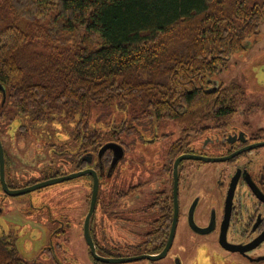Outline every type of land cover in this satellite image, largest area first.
I'll return each instance as SVG.
<instances>
[{
	"label": "trees",
	"instance_id": "trees-1",
	"mask_svg": "<svg viewBox=\"0 0 264 264\" xmlns=\"http://www.w3.org/2000/svg\"><path fill=\"white\" fill-rule=\"evenodd\" d=\"M263 20L264 0H0V84L19 113L59 118L65 131L99 133L89 117L109 102L129 116L219 124L243 92L210 78ZM145 238L137 254L158 253L167 235ZM0 264L28 263L0 237Z\"/></svg>",
	"mask_w": 264,
	"mask_h": 264
},
{
	"label": "flooded vegetation",
	"instance_id": "flooded-vegetation-1",
	"mask_svg": "<svg viewBox=\"0 0 264 264\" xmlns=\"http://www.w3.org/2000/svg\"><path fill=\"white\" fill-rule=\"evenodd\" d=\"M7 105L8 109L3 107L0 112V203L10 204L8 197L23 196L33 191L16 196L11 194L13 192L80 174L78 177L87 176L91 180L86 217L91 209L96 179L98 182L97 200L89 229L97 253L101 256L99 251H108L114 245L121 244L124 241L121 236H144L140 242L127 244L136 251L144 250L148 247L143 245L147 240L145 237L152 233L167 235L161 252L168 242L178 206L175 239L169 253L157 262H141L164 264L162 261L169 259L177 238L185 232H188L186 241L210 239L227 254H235L251 262L263 261L264 128L258 122L251 123L234 115L221 118L219 125L212 129L202 126V132L181 131L182 134L174 137L175 140L170 143L162 162L156 163L162 151L149 154V144L158 141V147L165 148L166 141L177 134V131H161L163 121L129 116L118 131L83 132L74 126L71 134L65 131L66 137L62 138L65 125L59 118H51L50 122L41 121L30 115L17 114L14 106L9 102ZM254 107L252 104L246 110H253ZM56 127L58 130L53 132ZM144 134L148 136L144 137ZM134 135H139L136 151L129 143ZM49 150L64 156V163L60 162V167L65 168L66 172L53 174V179L49 181L35 180L33 186L31 183L19 185L27 173V167H31L33 161H38L39 165L46 155L44 152ZM135 152L136 156L138 153L145 158L136 157V163ZM180 158L183 159L176 168V161ZM150 159L153 161L148 163ZM68 167L70 170L67 171ZM26 201L25 198L21 202L26 205ZM37 202L40 204L44 201L40 199ZM99 207L102 216L97 219ZM51 208V211L42 213L50 235L57 238L67 236L71 219L75 221L80 211L76 208L72 212L63 204ZM144 216L151 218L146 232L142 229L146 222L141 226L135 224ZM85 220L82 221L83 232ZM192 224L207 232L197 233ZM100 232L103 237L99 235ZM116 239H120V243ZM224 240L246 251L226 250ZM50 242V254L65 247V241L63 244ZM171 258L177 264L178 258Z\"/></svg>",
	"mask_w": 264,
	"mask_h": 264
},
{
	"label": "rangeland",
	"instance_id": "rangeland-1",
	"mask_svg": "<svg viewBox=\"0 0 264 264\" xmlns=\"http://www.w3.org/2000/svg\"><path fill=\"white\" fill-rule=\"evenodd\" d=\"M245 49L236 52L228 59L227 68H224L217 73L213 74L210 81L216 86H230L232 84L239 85L243 92L242 98H240V104L237 112L234 114L241 118V120L251 121V123L258 122V125L264 128V20L260 23L259 32L256 35L250 36L245 40ZM8 91L0 89V112L2 108L8 109L7 95ZM255 105L252 112L248 114L246 108ZM124 107V106H123ZM16 113V108H14ZM128 108L120 107L118 102H112L108 104L99 103L94 106L90 114L91 130L104 131H118L122 127V123L129 117ZM247 115V116H246ZM192 119L189 121H163L162 130L171 133V131H177L172 139L166 141L165 148H159L157 142H152L149 149V154H154L156 151L162 152L158 155L156 163H161L165 157L167 149L175 138L179 137L181 131L196 133L203 131L202 126H209L211 129L219 125L217 122H212L202 125H194ZM161 128V127H160ZM58 127L53 129L56 132ZM48 132V129L46 128ZM69 134L71 130L67 129ZM47 132H44L47 134ZM120 132V131H119ZM148 136L144 134V137ZM65 130L64 136L65 138ZM171 137V136H170ZM139 135H134L129 140L130 147L134 151L137 150L136 142ZM51 149L50 146H46ZM72 147V146H71ZM55 148V147H53ZM46 155L42 158L41 162L33 161L31 167H27V173L19 185L26 186L32 184L35 180H52V175L55 173L66 172L65 168L60 167V162H63L64 156L57 155V153L51 152V150L44 152ZM136 161V157L145 158L143 155L136 152L133 153ZM153 160H149L151 163ZM53 165H52V164ZM46 164V165H44ZM70 170L69 167L67 171ZM59 178V177H58ZM55 179V178H54ZM90 178L87 176L78 177L69 181L61 182L58 184L50 185L42 189L35 190L27 195L8 197L11 203H0V237H7L9 242L13 245V249L16 250L18 257L28 264H97V262L91 257L89 247L86 242L83 232V222L86 217L88 209L87 198L91 195V183ZM32 184L31 186H33ZM101 193L103 194V187ZM27 199L26 205L21 202L23 199ZM30 198H33L30 201ZM43 199L44 202L38 203L37 201ZM58 202V203H57ZM57 203V204H56ZM21 204V206L19 205ZM65 205L72 212L73 210L80 211L77 219H71L70 231L67 236L50 235L46 225L45 218L42 216L43 212L51 211V207L56 205ZM97 219L101 218L100 207L98 208ZM148 220V221H145ZM151 218L142 217L139 222L135 223L141 226L144 225L143 232L148 231L150 227L149 223ZM101 237V232L99 233ZM185 232L181 237L177 238L176 244L169 255V259L172 256H176L180 259L181 264H264L263 261L251 262L243 259L235 254H227L218 249L213 241L210 239H196L186 241ZM117 236L116 238H118ZM124 238L121 244L114 245V248L110 250L99 251L105 257L112 258H124L131 255H136L137 251L133 248L127 247V244H135L140 242L144 236H127ZM65 239V240H64ZM61 244L65 241V247L63 250L51 251V241ZM120 240V239H119ZM118 239V243H120ZM108 247V245H106ZM264 252V248L262 249ZM53 259V260H51ZM162 261L164 264L170 262L174 264L173 258ZM128 264H145L141 261Z\"/></svg>",
	"mask_w": 264,
	"mask_h": 264
},
{
	"label": "water",
	"instance_id": "water-1",
	"mask_svg": "<svg viewBox=\"0 0 264 264\" xmlns=\"http://www.w3.org/2000/svg\"><path fill=\"white\" fill-rule=\"evenodd\" d=\"M0 89L4 90V86L1 85V84H0ZM184 158H187V157H184ZM182 159L183 158H180V159H178L176 161V168H177L179 162ZM78 176H80V174L69 175V176L61 178L59 180L49 181L47 183H43L41 185H37V186H34V187L26 189V190L16 191V192H13V193L9 192V193H11L14 196L22 195V194L34 191L36 189H41V188L50 186V185H52L54 183L63 182V181H67V180H72V179H74L75 177H78ZM97 193H98V182H97V179H96V186H95L94 193H93V201H92V204H91V209H90V211H89V213H88V215L86 217L85 228H84V236H85L86 242H87V244H88V246L90 248L91 255L93 256V258L95 260H97L99 262H102V263H105V264H128V263L138 262V261H141V260H149L151 262H157V261H160V260L164 259L167 256V254L169 253V251H170V249H171V247L173 245L174 239H175V233H176V228H177V219H178V206H176L175 218L173 220V224H172V228H171V232H170V235H169L168 242H167L166 246L164 247V249L160 253H157V254H141V255H136V256H131V257H124V258H106V257H103V256L99 255L97 253L96 246L94 244V241H93V238L91 236L90 229H89L90 220H91V217H92L93 212L95 210V203H96V200H97ZM192 227L199 234H204L205 232H207L206 230H203V229H200V228L196 227L195 224H192ZM261 240H264V237ZM223 243H224L225 249L229 250L231 252H245L246 251V250H243L239 246H234V245L228 244L226 240H224ZM262 259L264 260V258H262ZM177 264H180L179 258L177 259Z\"/></svg>",
	"mask_w": 264,
	"mask_h": 264
},
{
	"label": "bare ground",
	"instance_id": "bare-ground-1",
	"mask_svg": "<svg viewBox=\"0 0 264 264\" xmlns=\"http://www.w3.org/2000/svg\"><path fill=\"white\" fill-rule=\"evenodd\" d=\"M250 111V110H249ZM182 134V133H181ZM181 138V137H180ZM203 138V137H202Z\"/></svg>",
	"mask_w": 264,
	"mask_h": 264
}]
</instances>
